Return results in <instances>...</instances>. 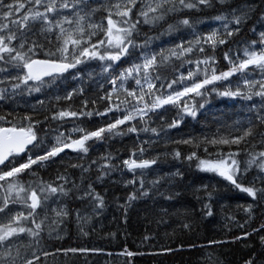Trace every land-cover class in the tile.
Segmentation results:
<instances>
[{
	"label": "snow or ice",
	"instance_id": "snow-or-ice-1",
	"mask_svg": "<svg viewBox=\"0 0 264 264\" xmlns=\"http://www.w3.org/2000/svg\"><path fill=\"white\" fill-rule=\"evenodd\" d=\"M213 8L215 15L203 19L185 15ZM256 8L249 0H0V264H41V257L46 264L60 252H101L73 247L53 253L45 242L62 239L70 223L88 235L93 217L107 206L106 192L96 185L114 174L120 179L112 183L122 182L126 190L124 203L117 204L125 215L137 200H177L190 186L181 187L184 172L173 161L219 177L225 188L251 198L238 206L247 217L244 223L231 214L228 222L244 229L257 207L264 216V31L253 26L257 38L235 41L223 54L225 70H219L216 57ZM259 21L264 22V8ZM198 23L215 26L201 31ZM185 65L187 71H181ZM213 97L242 102L243 115L214 120V131L173 135L189 118L196 121ZM93 117L107 122L89 128ZM68 123L71 127H65ZM124 136L135 137L125 158L105 152L87 159L95 142ZM65 150L86 161L87 166L69 165L79 177L67 171L54 180L37 175ZM161 163L174 170H163ZM194 191L197 202L203 201L199 211L212 216L209 202L216 192L208 185ZM178 227L193 230L190 221ZM259 233L264 223L233 240ZM259 243L260 252L243 264H264V235ZM119 255L134 254L125 248Z\"/></svg>",
	"mask_w": 264,
	"mask_h": 264
},
{
	"label": "trees",
	"instance_id": "trees-1",
	"mask_svg": "<svg viewBox=\"0 0 264 264\" xmlns=\"http://www.w3.org/2000/svg\"><path fill=\"white\" fill-rule=\"evenodd\" d=\"M249 2L257 5L256 11L251 14V18L243 27L240 35L236 36L231 44L221 46L216 52L219 70H225L226 62L223 60V54L229 47L235 46V41L257 38L253 36V26H255L257 33L264 31V22L259 21L260 11L261 8H264V4L261 3V0H249ZM217 8L199 13L196 11L187 12L185 15L193 19H203L205 16L215 15ZM212 26H215V24H196V28L201 31ZM144 31L148 32L147 29ZM148 34L151 35L152 33L148 32ZM163 40L167 41L168 37H164ZM181 71L186 72L187 65ZM65 103L64 101L60 102L61 105ZM240 103L242 102L233 101L229 98L213 97L210 105L207 106V110L199 113L196 121L189 118L186 128L173 133V135L178 137L184 132H191L196 135L207 132L209 128L214 131L216 127L214 120L230 121L243 115L239 111ZM79 104V98L73 101L74 107L79 106ZM168 118L171 119V114ZM38 119H43V113ZM106 122L105 118L93 117L90 124L86 126L94 128L102 126ZM70 126V123L65 125V127ZM43 127L41 131H43ZM61 131H64V128H61ZM143 138L141 136V139ZM134 139L135 137L124 136L95 142L92 144L87 159L99 158L105 152L119 155L123 159L127 156V148ZM180 148L183 150L184 146L181 145ZM65 152L66 155H62L55 163L38 169L37 175L42 176L45 180H54L57 173L67 171L70 177H79V170L72 169L69 165L84 163L87 166L86 161L76 159V154L70 150H65ZM171 163L184 172L181 187L190 186L182 192L177 200L164 201L162 198H156L155 204L152 199L137 200L128 207L127 215H125V209L118 208L117 204L124 203L126 190L122 182L112 183L113 180L120 179L118 174H114L106 178L102 185L100 183L96 185L97 191L102 194L106 192L107 206L98 218L93 217L94 228H88V235H81L75 225L70 223L67 225L66 231L61 233L62 239L45 242L47 250L53 253H55L56 248L73 247L95 248L102 251L85 254L68 253L67 255L60 252L48 257L46 264H243V261L253 252L259 253V238L264 233L253 234L235 241L233 237L240 236L242 231H251V228H256L264 223V216L260 214L261 208L257 207L255 218L250 220L249 224H245L244 229H240L228 222L226 217L231 214L239 223H244L247 217L242 208L238 206L251 202L250 197L237 190H231L230 187L225 188L224 182H221L219 177L198 172L194 166L188 168L186 164L174 161ZM153 167L155 168V166ZM160 167L165 171L174 170L170 168L168 163H161ZM254 174V171L249 174L248 180L245 181L246 184L251 181ZM91 178L95 181V170L91 173ZM25 179H28V177H25ZM203 185H208L210 191L214 190L216 192L209 202L213 209V215L208 217L203 216L199 211L203 201L197 202V193L194 191L195 187H202ZM213 186L218 187L214 189ZM257 187H260V185L257 184ZM198 195L203 196L204 193L201 191ZM117 198H119L118 201ZM161 209H167V214L163 213ZM194 209L195 215H193ZM188 221L193 225L191 232L178 227V225ZM145 236H148L149 239L144 240L143 237ZM209 240L226 241V243H222L218 247H197L195 249L189 247L192 243L198 246H206ZM179 245H183V247H178ZM249 245L252 247H248ZM125 248L134 255L132 257L119 255ZM166 248H171L172 251H164ZM41 264H45L43 257H41Z\"/></svg>",
	"mask_w": 264,
	"mask_h": 264
},
{
	"label": "rangeland",
	"instance_id": "rangeland-1",
	"mask_svg": "<svg viewBox=\"0 0 264 264\" xmlns=\"http://www.w3.org/2000/svg\"><path fill=\"white\" fill-rule=\"evenodd\" d=\"M71 124V123H70ZM71 127V126H70ZM17 207H19V206H17Z\"/></svg>",
	"mask_w": 264,
	"mask_h": 264
}]
</instances>
